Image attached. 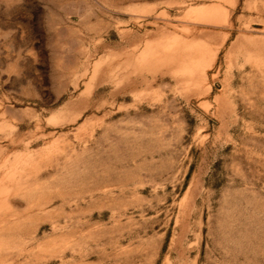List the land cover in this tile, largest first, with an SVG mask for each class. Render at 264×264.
<instances>
[{"label":"rangeland","instance_id":"obj_1","mask_svg":"<svg viewBox=\"0 0 264 264\" xmlns=\"http://www.w3.org/2000/svg\"><path fill=\"white\" fill-rule=\"evenodd\" d=\"M0 264H264V0H0Z\"/></svg>","mask_w":264,"mask_h":264}]
</instances>
